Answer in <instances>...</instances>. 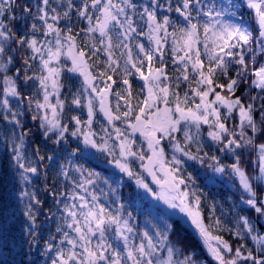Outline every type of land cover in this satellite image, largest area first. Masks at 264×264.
<instances>
[{
	"label": "snow or ice",
	"instance_id": "1",
	"mask_svg": "<svg viewBox=\"0 0 264 264\" xmlns=\"http://www.w3.org/2000/svg\"><path fill=\"white\" fill-rule=\"evenodd\" d=\"M0 147V264H264V0H0Z\"/></svg>",
	"mask_w": 264,
	"mask_h": 264
},
{
	"label": "rangeland",
	"instance_id": "2",
	"mask_svg": "<svg viewBox=\"0 0 264 264\" xmlns=\"http://www.w3.org/2000/svg\"><path fill=\"white\" fill-rule=\"evenodd\" d=\"M2 224L3 217L0 215V225ZM19 227L20 226L17 224L15 230L10 233L9 238L6 241L3 239V228L0 227V259H11L12 257H16L18 259L19 256H17V253L20 250Z\"/></svg>",
	"mask_w": 264,
	"mask_h": 264
},
{
	"label": "trees",
	"instance_id": "3",
	"mask_svg": "<svg viewBox=\"0 0 264 264\" xmlns=\"http://www.w3.org/2000/svg\"><path fill=\"white\" fill-rule=\"evenodd\" d=\"M2 153H3V148L0 147V154H2ZM45 207H50V205H46ZM18 259H19V257H18Z\"/></svg>",
	"mask_w": 264,
	"mask_h": 264
}]
</instances>
